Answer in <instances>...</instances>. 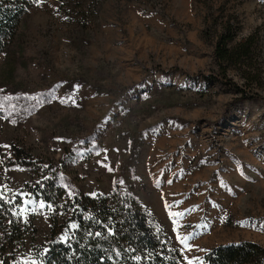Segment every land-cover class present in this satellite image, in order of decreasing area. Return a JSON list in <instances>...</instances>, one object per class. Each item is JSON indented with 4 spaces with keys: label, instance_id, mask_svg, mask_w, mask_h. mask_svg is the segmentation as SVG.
<instances>
[{
    "label": "rangeland",
    "instance_id": "rangeland-1",
    "mask_svg": "<svg viewBox=\"0 0 264 264\" xmlns=\"http://www.w3.org/2000/svg\"><path fill=\"white\" fill-rule=\"evenodd\" d=\"M226 21L237 41L256 35L262 84L245 90L257 97L201 77L218 74ZM19 25L0 52V189L23 199L27 255L52 207L27 193L14 146L52 163L66 197L138 198L182 264L264 247V0H43Z\"/></svg>",
    "mask_w": 264,
    "mask_h": 264
},
{
    "label": "trees",
    "instance_id": "trees-1",
    "mask_svg": "<svg viewBox=\"0 0 264 264\" xmlns=\"http://www.w3.org/2000/svg\"><path fill=\"white\" fill-rule=\"evenodd\" d=\"M43 0H0V52L15 38L29 8ZM238 28L232 21L222 23L215 44L219 64L217 75H201L208 82L221 81L228 91L247 94L246 85H261L260 69L252 61L256 35L237 41ZM241 71V85L230 77ZM13 148L16 162L32 173L27 193L51 205V227L43 243H33L27 255L24 245L30 229L20 213L23 199L0 189L1 264H182L180 253L154 213L138 198L113 190L107 195L75 194L66 197L52 163ZM207 264H264V247L249 240L219 245L205 255Z\"/></svg>",
    "mask_w": 264,
    "mask_h": 264
}]
</instances>
